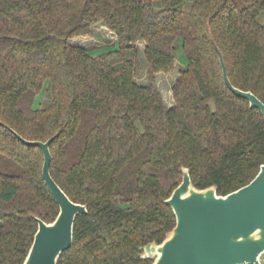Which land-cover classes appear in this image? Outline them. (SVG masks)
<instances>
[{
	"label": "trees",
	"instance_id": "obj_1",
	"mask_svg": "<svg viewBox=\"0 0 264 264\" xmlns=\"http://www.w3.org/2000/svg\"><path fill=\"white\" fill-rule=\"evenodd\" d=\"M187 3L0 0V264H23L36 219L58 214L41 151L13 133L53 138L50 175L86 207L57 264H151L141 249L174 228L164 201L182 168L219 196L257 175L264 118L225 86L214 45L231 85L264 104V0ZM99 27L115 36L108 48ZM175 68L167 106L156 76Z\"/></svg>",
	"mask_w": 264,
	"mask_h": 264
},
{
	"label": "water",
	"instance_id": "obj_2",
	"mask_svg": "<svg viewBox=\"0 0 264 264\" xmlns=\"http://www.w3.org/2000/svg\"><path fill=\"white\" fill-rule=\"evenodd\" d=\"M212 40V39H211ZM222 68L225 86L231 93L249 103L264 118V104L251 92L234 88L228 80L225 65L214 45ZM26 147L38 148L43 156L41 175L58 206L52 223L36 219L37 230L23 264H57L69 249L77 215L87 214L86 207L73 203L50 175V144L27 141L13 133ZM182 180L164 204L172 210L175 226L160 243L145 245L141 259L151 264H261L264 254V164L246 186L225 196L217 195L214 186L199 190L182 168Z\"/></svg>",
	"mask_w": 264,
	"mask_h": 264
},
{
	"label": "rangeland",
	"instance_id": "obj_3",
	"mask_svg": "<svg viewBox=\"0 0 264 264\" xmlns=\"http://www.w3.org/2000/svg\"><path fill=\"white\" fill-rule=\"evenodd\" d=\"M193 1L194 0H188V3L184 6V9H187ZM259 22L263 23V19H259ZM102 29H101V27H99V31L103 35V39H101V40L99 39L100 41L103 42V44H101L99 47L108 48L109 47L108 45H111V42L115 41V36H113L109 33H105V31H103ZM138 48L140 50V64H141L140 66L141 67H140V72H139L138 76L135 78V81L138 84H145L146 70L144 67V63H143V59H142V53H141V51L143 49V44H138ZM177 57H178V60L180 61V63L182 65H185V59H184L183 55H181V53H179V54H177ZM177 77H178V68H175V71L171 74H159L156 76L157 87H158L159 91L161 92L164 103L167 106H171L173 104L172 95H171V88H172L175 80L177 79ZM44 97L45 96H44L43 92L36 97L35 102H34L35 108H38L40 106V104L43 103ZM261 261H262V264H264V255H262Z\"/></svg>",
	"mask_w": 264,
	"mask_h": 264
},
{
	"label": "built area",
	"instance_id": "obj_4",
	"mask_svg": "<svg viewBox=\"0 0 264 264\" xmlns=\"http://www.w3.org/2000/svg\"><path fill=\"white\" fill-rule=\"evenodd\" d=\"M263 255H264V254H263ZM261 257H262V256H261ZM261 257H260V263L262 264Z\"/></svg>",
	"mask_w": 264,
	"mask_h": 264
}]
</instances>
